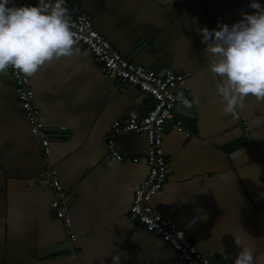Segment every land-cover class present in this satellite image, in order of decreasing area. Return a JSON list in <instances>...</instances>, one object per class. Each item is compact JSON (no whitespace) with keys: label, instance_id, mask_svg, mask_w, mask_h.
<instances>
[{"label":"crops","instance_id":"obj_1","mask_svg":"<svg viewBox=\"0 0 264 264\" xmlns=\"http://www.w3.org/2000/svg\"><path fill=\"white\" fill-rule=\"evenodd\" d=\"M66 1L69 15L90 16L129 60L190 73L165 123L170 173L151 205L213 262L233 264L235 234L264 264V99L247 96L236 119L221 113L219 78L207 67L198 31L240 19L242 7L252 11L248 0ZM73 49L30 75L51 140L49 163L68 194L69 226L42 180L45 162L10 69L0 70V264H115V254L119 264H186L131 214L134 191L149 173L145 134H113L116 120L144 114L151 98L104 78L87 48ZM111 137L121 161L105 160ZM70 241L71 252L54 250Z\"/></svg>","mask_w":264,"mask_h":264},{"label":"built area","instance_id":"obj_2","mask_svg":"<svg viewBox=\"0 0 264 264\" xmlns=\"http://www.w3.org/2000/svg\"><path fill=\"white\" fill-rule=\"evenodd\" d=\"M67 1L64 0L66 7ZM75 43L87 48L94 56L97 66L104 78H115L120 83L137 86L142 94L151 98L146 112H133L122 120H116L113 134L134 131L145 134L148 150L145 156L149 173L144 182L134 191L131 214L144 228L155 232L160 238L170 244L180 260L186 264H220L213 262L209 256L199 251L186 231L179 227L171 217L157 213L151 205V199L165 185L170 173L163 148L165 123L173 117L178 103V92L187 88L189 72H180L166 68L162 72L147 68L125 57L110 42L105 34L94 28L90 16L86 14L69 15ZM14 82L15 92L28 118L31 133L34 136L45 168L42 180L54 190L53 207L62 216L67 226L71 220L68 214L67 191L58 179L57 171L49 163L51 153L48 128L42 121V111L35 103L34 90L30 75L9 66ZM182 129L181 122L176 123ZM107 162L123 160L113 137L108 140L105 155ZM138 161V158H134ZM76 234H70L71 240L77 239Z\"/></svg>","mask_w":264,"mask_h":264},{"label":"clouds","instance_id":"obj_3","mask_svg":"<svg viewBox=\"0 0 264 264\" xmlns=\"http://www.w3.org/2000/svg\"><path fill=\"white\" fill-rule=\"evenodd\" d=\"M247 7L252 11L242 7L241 18L231 24L198 29L207 67L219 78L221 113L233 119L247 96L264 99V3L248 0ZM74 43L64 0H0V70L11 66L31 75L53 58L71 56ZM234 242L238 252L233 264H258L252 245L235 234ZM112 260L119 264V255Z\"/></svg>","mask_w":264,"mask_h":264},{"label":"water","instance_id":"obj_4","mask_svg":"<svg viewBox=\"0 0 264 264\" xmlns=\"http://www.w3.org/2000/svg\"><path fill=\"white\" fill-rule=\"evenodd\" d=\"M44 184H46L49 187V185L47 183H44ZM62 245L63 246H57L58 248H55L54 250L65 249L69 253V252H71L74 249L72 241H70L68 243H64Z\"/></svg>","mask_w":264,"mask_h":264}]
</instances>
